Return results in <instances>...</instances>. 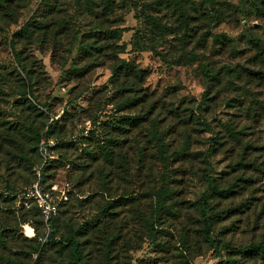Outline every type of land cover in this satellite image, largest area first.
Returning a JSON list of instances; mask_svg holds the SVG:
<instances>
[{
	"label": "rangeland",
	"instance_id": "obj_1",
	"mask_svg": "<svg viewBox=\"0 0 264 264\" xmlns=\"http://www.w3.org/2000/svg\"><path fill=\"white\" fill-rule=\"evenodd\" d=\"M0 2V264L69 263L23 197L37 182L66 196L56 238L76 232L89 264H264L213 256L196 203L216 140L209 174L232 191L210 212L237 209L211 236L264 242V0Z\"/></svg>",
	"mask_w": 264,
	"mask_h": 264
},
{
	"label": "trees",
	"instance_id": "obj_2",
	"mask_svg": "<svg viewBox=\"0 0 264 264\" xmlns=\"http://www.w3.org/2000/svg\"><path fill=\"white\" fill-rule=\"evenodd\" d=\"M3 3L0 2V9L3 7ZM25 31L24 27L19 29L18 33H23ZM221 38L223 39V37H225L224 34L222 35H218L215 36L214 38ZM136 45L137 47L142 50V51H153V48H151L150 46H147L145 44V42L140 38V37H136ZM264 51V48H263ZM125 63V71L126 72H134V73H138V74H142L144 71L142 69H136L135 64L133 63H129V62H124ZM228 66V65H227ZM123 68V66H121ZM121 67H116L114 69V72H117L118 69H121ZM228 70H230L229 67H227ZM216 72L210 71V70H206V75L208 77H211L212 75H215ZM205 95V94H204ZM124 120L127 123H131L134 124L138 121V117L135 116H126L124 117ZM53 124H57V120H52ZM53 124L51 125V123L48 125L46 133L50 134L52 132V127ZM215 144H216V140L210 142V144L208 145V148L204 151V161L206 164V167L204 169L203 172V176L204 178L207 180V188L205 190V192L198 198L197 200V206L199 208V212H200V217L202 220V233H203V237L204 239L210 244L211 249H212V255L213 256H220L221 252L223 251H227V250H235L238 253L244 255V256H253L255 254L261 253L262 255H264V242L263 241H259L256 243H250L247 244L245 246L242 247H234L229 243H222L220 244L218 239H214L211 236V228L213 225V222L216 219L219 218H223L227 215L230 214L231 211H235L237 208L233 207V208H227L221 211H215V212H210V206H209V202L208 199L209 197H211V195H228L232 190L231 189H221L219 188V186L217 185L215 179L213 176H211L209 174V171L211 169V164H210V157L212 155V152L215 148ZM102 151H105L107 156H109V148L107 147H103ZM46 168V163L43 164V166L40 169V173ZM44 180V176L41 174V178H40V182ZM158 205L160 206V194L158 195V201H157ZM34 206L36 207V209L39 211V209L37 208V206L34 204ZM60 211V209H59ZM40 213V211H39ZM60 212H58L59 215ZM41 215V213H40ZM51 218L48 222V224L46 225L43 217L41 215V219L43 220L42 223L44 225V227L49 231L46 236H45V243H48L50 245H56L58 247H66L68 249V253H69V263L68 264H89V261L86 259V257L83 256L82 252H81V248H80V239H79V235L76 232H71L69 233L67 236H65L62 239H57L56 235H57V230H58V224H57V216ZM37 250V248L35 249Z\"/></svg>",
	"mask_w": 264,
	"mask_h": 264
},
{
	"label": "built area",
	"instance_id": "obj_3",
	"mask_svg": "<svg viewBox=\"0 0 264 264\" xmlns=\"http://www.w3.org/2000/svg\"><path fill=\"white\" fill-rule=\"evenodd\" d=\"M42 142L45 146L56 144L49 138H46ZM44 151L46 152L47 148H45ZM55 190V187L48 189L41 186L39 182H37L22 192L23 197L31 200L37 206L46 225L48 224L49 220L55 217L59 212L60 202L58 199H61L62 197L66 198L64 193L61 194L63 196L60 195L58 198H56V196H54Z\"/></svg>",
	"mask_w": 264,
	"mask_h": 264
}]
</instances>
